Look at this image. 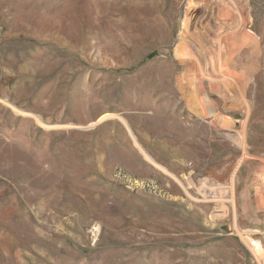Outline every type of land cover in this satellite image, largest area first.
Listing matches in <instances>:
<instances>
[{"label": "rangeland", "instance_id": "rangeland-1", "mask_svg": "<svg viewBox=\"0 0 264 264\" xmlns=\"http://www.w3.org/2000/svg\"><path fill=\"white\" fill-rule=\"evenodd\" d=\"M254 240L264 0H0V264H264Z\"/></svg>", "mask_w": 264, "mask_h": 264}, {"label": "bare ground", "instance_id": "bare-ground-1", "mask_svg": "<svg viewBox=\"0 0 264 264\" xmlns=\"http://www.w3.org/2000/svg\"><path fill=\"white\" fill-rule=\"evenodd\" d=\"M216 2V1H215ZM206 4H207V7L210 9L211 8V6H213L212 4H213V2L211 1V2H209V1H207V2H205ZM226 4V3H225ZM219 5V4H218ZM231 5V7H232V5L233 4H230ZM206 7V8H207ZM224 7V6H223ZM222 7V8H223ZM234 7V6H233ZM232 7V8H233ZM236 7V6H235ZM220 8V7H219ZM221 8V9H222ZM236 9V8H235ZM213 10V9H212ZM219 11V10H218ZM234 11V10H233ZM230 13V10L229 9H227V11H226V14H229ZM218 14V13H217ZM211 16V15H210ZM209 16V17H210ZM230 16V15H229ZM201 18H203V19H207V15H201L200 16ZM214 17V16H213ZM225 17V16H224ZM210 19V18H209ZM202 20V19H201ZM200 20V21H201ZM225 20V19H224ZM214 21V20H213ZM185 22V21H184ZM202 22V21H201ZM208 22H209V20H208ZM223 22V21H222ZM240 23V22H239ZM208 24V23H207ZM226 23H221V22H215V23H211V21H210V24H208L206 27H204L203 29H204V32H203V36H207V34L208 35H212L213 34V32H215V31H217V30H219V31H221V32H224L227 28H228V26L230 25V24H228L227 23V25H225ZM232 25V24H231ZM231 28V27H230ZM196 30V29H195ZM219 34V33H218ZM215 35V34H214ZM230 35V34H229ZM234 35V34H233ZM225 36H227V35H225ZM235 38V37H234ZM206 40H207V38H206ZM217 41H219V40H217ZM224 43V42H223ZM207 44V43H206ZM247 44V43H246ZM256 44V43H255ZM219 46V45H218ZM203 47V46H202ZM221 48V47H220ZM225 49H226V47H224ZM209 49V48H208ZM208 49H207V51H208ZM256 49V48H255ZM206 50V49H205ZM210 51L211 52H213V49L212 48H210ZM209 51V52H210ZM215 55V54H214ZM191 58H193L192 56H190ZM255 57V56H254ZM216 58H217V55H216ZM210 59V58H209ZM212 59V58H211ZM210 59V60H211ZM190 60V59H189ZM196 60V62L198 63H200V61L201 60H199V59H195ZM205 60V59H204ZM214 60V59H213ZM215 61V60H214ZM232 61V60H231ZM193 62V61H192ZM201 63H202V61H201ZM232 64V63H231ZM189 65V64H188ZM216 65V64H215ZM234 65V64H233ZM214 66V65H213ZM221 66V65H220ZM225 66V65H224ZM213 68V67H212ZM216 69V68H215ZM248 69V68H247ZM211 71V70H210ZM216 70H214V72H215ZM248 71V70H247ZM213 73V72H212ZM224 73V72H223ZM228 73V72H227ZM205 74V73H204ZM226 74V73H225ZM232 74V73H231ZM211 75V74H210ZM213 75V74H212ZM233 76H235V75H232V78H233ZM226 78V77H225ZM231 78V77H230ZM235 78V77H234ZM243 78H245V77H243ZM241 79V78H240ZM236 80V79H235ZM231 81H232V79H231ZM222 83V82H221ZM227 86H228V84H226ZM221 88V87H220ZM224 88V87H223ZM229 88V87H228ZM232 87H230V89H231ZM214 89V88H213ZM218 91H219V89H218ZM232 91V90H231ZM228 92V91H227ZM239 93V92H238ZM229 94V93H228ZM239 95V94H238ZM241 98V97H240ZM243 98H245V97H243ZM2 101H4V100H2ZM242 101V100H241ZM5 103H7V105H9V106H11L12 108H15V106L14 105H12V104H10L9 102H7V101H4ZM16 109V108H15ZM14 109V110H15ZM207 109H209V108H207ZM210 110V109H209ZM22 112V111H21ZM107 115V114H106ZM117 116V115H116ZM103 118L105 117V115L104 116H102ZM36 119H37V121L39 122V124H41L42 126H50V125H47V124H45V122H43L42 120H41V118L40 117H35ZM102 118V119H103ZM105 119V118H104ZM122 120V119H121ZM123 122V121H122ZM125 123V122H124ZM126 124V123H125ZM127 125V124H126ZM233 137V136H232ZM234 140V142L239 146V147H241V148H244L245 147V141H244V137H243V135H239L238 137H236V138H233ZM139 146V145H138ZM141 151V150H140ZM142 152H143V154L145 155V157H146V159L147 160H149L150 162H152V163H154V164H156L157 165V163H155L154 162V160L146 153V152H144L143 150H142ZM155 165V166H156ZM159 166V165H158ZM189 186V185H188ZM251 241H253L252 239H251ZM254 242H255V244H254V248H255V250L258 252V253H261V254H263L264 253V247H263V245H262V243L261 242H259V241H256V240H254Z\"/></svg>", "mask_w": 264, "mask_h": 264}]
</instances>
